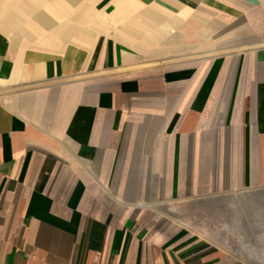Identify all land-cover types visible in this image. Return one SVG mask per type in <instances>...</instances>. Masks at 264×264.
<instances>
[{
    "label": "crops",
    "instance_id": "crops-1",
    "mask_svg": "<svg viewBox=\"0 0 264 264\" xmlns=\"http://www.w3.org/2000/svg\"><path fill=\"white\" fill-rule=\"evenodd\" d=\"M0 264H264V0H0Z\"/></svg>",
    "mask_w": 264,
    "mask_h": 264
}]
</instances>
